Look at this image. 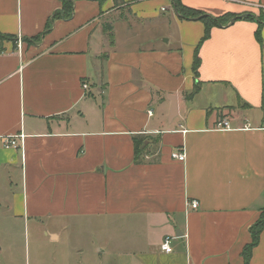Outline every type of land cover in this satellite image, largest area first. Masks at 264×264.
<instances>
[{
    "label": "crops",
    "instance_id": "0c3cea01",
    "mask_svg": "<svg viewBox=\"0 0 264 264\" xmlns=\"http://www.w3.org/2000/svg\"><path fill=\"white\" fill-rule=\"evenodd\" d=\"M179 1L222 22L203 38L173 0H74L66 16L0 0V264L21 247L53 264H245L264 208V0ZM248 259L264 264V227Z\"/></svg>",
    "mask_w": 264,
    "mask_h": 264
},
{
    "label": "trees",
    "instance_id": "16d2710c",
    "mask_svg": "<svg viewBox=\"0 0 264 264\" xmlns=\"http://www.w3.org/2000/svg\"><path fill=\"white\" fill-rule=\"evenodd\" d=\"M62 1V12L63 14L66 16L67 14H70L72 11V4L74 0H61ZM173 5L176 11H178V13L183 17H187V18H195V17H199L200 19H202V21L204 22L205 25V32L203 35V38H206L209 35V31L212 27L213 24H218L220 22H222V19L219 17H211L209 15L203 14L201 11H194L191 10L189 8H186L185 6H182L180 4L179 0H173ZM251 15H243V17H249ZM257 19H261L260 17H257ZM260 21V20H259ZM111 29V28H110ZM108 29V30H110ZM109 41H112V34L110 33L109 35ZM11 38V36H8ZM256 37L259 38V34L257 32ZM0 38H5L4 35L0 34ZM30 40V39H27ZM32 40V39H31ZM33 40H36V38H34ZM199 57L197 55V52L194 53V61H193V65H192V69L194 71L195 74V78L197 77V71H198V65H199ZM195 86L193 88V90L191 91V93H189L187 95L188 98H190L191 96H193L195 93H197V91L199 90L200 85L198 84V82L194 83ZM135 159L138 160L137 158L139 157V155L141 154V151L139 150V141L136 140L135 138ZM264 227V208L261 211L260 214V218L258 220V222L256 224H254L250 230H251V235H252V239L251 242L249 243V246H246L242 252V256L245 259V264H249V250L251 249L252 246L256 245L258 239H259V234L260 232L263 230Z\"/></svg>",
    "mask_w": 264,
    "mask_h": 264
},
{
    "label": "built area",
    "instance_id": "2783aa9c",
    "mask_svg": "<svg viewBox=\"0 0 264 264\" xmlns=\"http://www.w3.org/2000/svg\"><path fill=\"white\" fill-rule=\"evenodd\" d=\"M21 44H22L21 37H18L15 40V45L19 51H21V49H22ZM82 86L84 88H87L86 83H83ZM148 113L151 114V111H149ZM215 128H218L221 130H230L231 129V127L229 126V121L225 118H221L217 122ZM24 138H25L24 133H20L17 135L5 136L2 138V146L4 148H10V147H16L17 148L18 147V148L22 149ZM171 158H176L180 161H184L185 160V152H184L183 148L180 147V148L174 149L171 153ZM189 205L191 206V208H197L199 206V203L196 200H190ZM170 241H171V237H169V236L163 238V240L160 244V247L162 248V250H164L166 252L172 251V247L170 246Z\"/></svg>",
    "mask_w": 264,
    "mask_h": 264
},
{
    "label": "rangeland",
    "instance_id": "374dc122",
    "mask_svg": "<svg viewBox=\"0 0 264 264\" xmlns=\"http://www.w3.org/2000/svg\"><path fill=\"white\" fill-rule=\"evenodd\" d=\"M40 250H41L42 254L39 256V258L35 262L34 257L32 256V254H33L32 251H31V255H30L28 253L27 248H26L25 253H24L23 247H21L19 250L15 249L14 251L16 253L15 254L16 258L14 259L13 264H53L48 259V256L50 254V250L47 247H43V248L41 247ZM100 257H97V259H95V260H92L90 258H87V259L72 258L69 261H65L63 263H62V261H58L57 264H61V263L62 264H113V263H116L117 261H119V258H117V257L115 258L113 255L102 254V256H100Z\"/></svg>",
    "mask_w": 264,
    "mask_h": 264
},
{
    "label": "water",
    "instance_id": "95a60500",
    "mask_svg": "<svg viewBox=\"0 0 264 264\" xmlns=\"http://www.w3.org/2000/svg\"><path fill=\"white\" fill-rule=\"evenodd\" d=\"M171 107H170V111H169V119L172 120V118L175 116V111H176V102H175V99L173 98V96H171Z\"/></svg>",
    "mask_w": 264,
    "mask_h": 264
}]
</instances>
